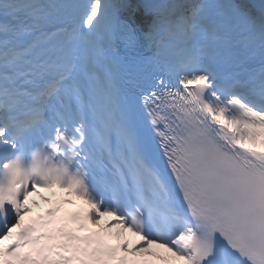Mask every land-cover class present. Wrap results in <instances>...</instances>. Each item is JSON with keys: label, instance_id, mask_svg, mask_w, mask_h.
Masks as SVG:
<instances>
[{"label": "snow or ice", "instance_id": "1", "mask_svg": "<svg viewBox=\"0 0 264 264\" xmlns=\"http://www.w3.org/2000/svg\"><path fill=\"white\" fill-rule=\"evenodd\" d=\"M0 264H264V0H0Z\"/></svg>", "mask_w": 264, "mask_h": 264}]
</instances>
